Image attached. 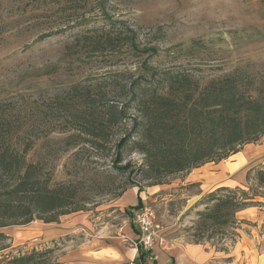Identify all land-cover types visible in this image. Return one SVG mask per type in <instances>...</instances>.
Segmentation results:
<instances>
[{"label": "rangeland", "instance_id": "1", "mask_svg": "<svg viewBox=\"0 0 264 264\" xmlns=\"http://www.w3.org/2000/svg\"><path fill=\"white\" fill-rule=\"evenodd\" d=\"M110 22L127 25L139 47H154L156 53L148 57V53L121 51L109 57L65 51L64 43L73 32ZM61 28L63 32L57 35L42 37ZM144 60L158 68L188 69L203 80L235 67L260 73L264 71V0H0V99L16 107L15 116L39 135L27 158L41 164L43 173L51 176V184L73 185L84 208L79 211L93 215L95 224L130 221L133 211L123 212L112 205L124 191L140 187L146 197L142 203L152 207L159 227L173 230L184 241L201 242L228 259L239 247L248 256L253 251L247 245L264 230V222L243 218L264 215V188L255 180L256 169L264 167V151L259 149L264 134L242 145L240 150L246 147L247 155L239 169L223 166L235 158L232 153L220 161L162 177L160 182L144 178L138 170L129 175L128 170L114 169L112 151L84 142L68 146L66 133L59 130L42 136L43 131L66 120L64 104L58 98L72 84L92 85L94 93L110 92L111 75L121 74L124 83L143 73ZM125 97L121 94L116 99L122 103ZM127 122L129 127L131 121ZM143 158L128 143L121 164L139 169ZM219 186L257 189V203L238 210L228 224L204 222L198 211L211 205L208 193ZM45 223L36 219L2 228L10 237L6 252L50 247L53 258L63 262L65 247H75L85 238L79 232L49 238Z\"/></svg>", "mask_w": 264, "mask_h": 264}, {"label": "trees", "instance_id": "2", "mask_svg": "<svg viewBox=\"0 0 264 264\" xmlns=\"http://www.w3.org/2000/svg\"><path fill=\"white\" fill-rule=\"evenodd\" d=\"M61 32L62 28L42 37ZM70 38L64 43L69 53L109 57L121 51L148 53V57L156 53L154 47H139L134 31L122 22L75 31ZM142 68V74L124 83L121 74L111 75L113 96L110 92L94 93L92 85L72 84L58 98L64 104L66 120L46 129L42 136L59 130L66 133L68 146L84 142L112 151L114 169L128 170L129 175L138 170L144 178L160 182L162 177L220 161L264 134V71L253 73L235 67L203 80L188 69L158 68L145 60ZM121 94L126 96L122 103L116 99ZM15 108L0 99V264H65L53 258L50 247L17 254L6 252L11 246L10 237L2 228L36 219L57 222L62 214L84 209L73 185L51 184V176L43 173L41 164L27 158L39 135L29 131L23 118L15 116ZM128 143L144 156L139 169L121 164ZM255 180L258 187L264 188V167L256 169ZM257 195V189L219 186L208 193L211 205L198 215L204 222L210 219L228 224L238 210L255 205ZM142 204L139 199L129 209ZM137 249V261L145 264L151 250L144 251L139 245Z\"/></svg>", "mask_w": 264, "mask_h": 264}, {"label": "crops", "instance_id": "3", "mask_svg": "<svg viewBox=\"0 0 264 264\" xmlns=\"http://www.w3.org/2000/svg\"><path fill=\"white\" fill-rule=\"evenodd\" d=\"M259 149L264 151V144ZM245 154L246 147L231 156L235 158L228 161L230 166L227 162L223 166L227 169L241 168L242 158L246 162ZM142 193L144 192L138 187H132L124 191L112 207H120L119 210L123 212H132L134 209L129 208L136 205L139 199L143 202L146 198ZM243 218L264 222V215H243ZM94 220L89 212L79 211L60 215L57 222L45 223V234L49 238L73 236L75 232L85 235L75 247H65L67 250L62 255L65 264H141L137 261L136 230L132 215L130 221L106 220L95 224ZM158 235L161 239L152 247L145 264H264V230L257 233L251 246L247 245L253 253L246 256L242 247H239L231 259L201 242L184 241L174 236L173 230L166 227H159ZM238 253L240 258L237 257Z\"/></svg>", "mask_w": 264, "mask_h": 264}, {"label": "built area", "instance_id": "4", "mask_svg": "<svg viewBox=\"0 0 264 264\" xmlns=\"http://www.w3.org/2000/svg\"><path fill=\"white\" fill-rule=\"evenodd\" d=\"M154 211L145 203L135 208L132 214V223L136 230V244L144 251L151 250L157 240L159 226L154 222Z\"/></svg>", "mask_w": 264, "mask_h": 264}]
</instances>
